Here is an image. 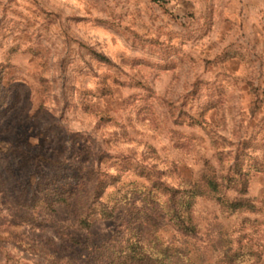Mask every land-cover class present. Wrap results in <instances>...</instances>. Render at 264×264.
Instances as JSON below:
<instances>
[{
	"label": "clouds",
	"instance_id": "obj_1",
	"mask_svg": "<svg viewBox=\"0 0 264 264\" xmlns=\"http://www.w3.org/2000/svg\"><path fill=\"white\" fill-rule=\"evenodd\" d=\"M0 264H264V0H0Z\"/></svg>",
	"mask_w": 264,
	"mask_h": 264
}]
</instances>
